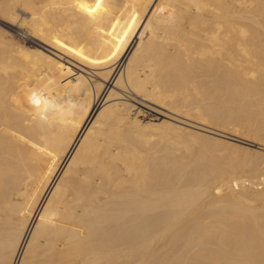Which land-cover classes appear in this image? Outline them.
I'll use <instances>...</instances> for the list:
<instances>
[{
    "label": "bare ground",
    "instance_id": "1",
    "mask_svg": "<svg viewBox=\"0 0 264 264\" xmlns=\"http://www.w3.org/2000/svg\"><path fill=\"white\" fill-rule=\"evenodd\" d=\"M0 22V264H264V0Z\"/></svg>",
    "mask_w": 264,
    "mask_h": 264
},
{
    "label": "rangeland",
    "instance_id": "2",
    "mask_svg": "<svg viewBox=\"0 0 264 264\" xmlns=\"http://www.w3.org/2000/svg\"><path fill=\"white\" fill-rule=\"evenodd\" d=\"M0 24H1V22H0ZM18 30V31H17ZM22 30H26V27H21V30H20V28L18 29V28H16L15 27V29L14 30H12V31H10L11 32V34H12V36L16 39V40H18V41H20V42H24V41H26V37H27V35L25 36L24 35V32H21ZM143 102H145L146 104L145 105H147V106H144V105H140V104H136V102H135V106H138V107H140V109L143 111V114L144 115H142V118H144V119H147L148 117L150 118V117H153V116H159V114L158 113H156L154 110H153V108H150V107H154L155 109H159V110H162V111H164V112H167L166 110H164L162 107H159V106H157V105H155V104H153V103H150V102H148V101H146V100H144ZM144 106V107H143ZM150 106V107H149ZM145 109V110H144ZM150 109V110H149Z\"/></svg>",
    "mask_w": 264,
    "mask_h": 264
}]
</instances>
